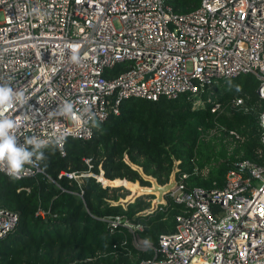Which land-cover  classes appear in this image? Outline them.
<instances>
[{
    "label": "built area",
    "instance_id": "obj_1",
    "mask_svg": "<svg viewBox=\"0 0 264 264\" xmlns=\"http://www.w3.org/2000/svg\"><path fill=\"white\" fill-rule=\"evenodd\" d=\"M246 73L256 76L258 102L246 105L244 93L229 105L258 109L261 144L253 153L261 162L236 157L221 186L189 185V173L175 166L168 192L182 204L175 229L135 264H264V0H201L182 12L168 0H0V84L26 100L3 110L16 120L19 144L35 136L64 153L68 138L92 137L127 98L190 92L202 104L200 95L209 92V108L219 112L224 104L213 87ZM65 102L73 105L70 115L60 114ZM199 129L204 139L223 135L228 151L245 138L221 124ZM209 169L195 164L192 172ZM39 170L33 157L20 176ZM107 219L132 232L143 228L119 215ZM18 220L0 205V236Z\"/></svg>",
    "mask_w": 264,
    "mask_h": 264
},
{
    "label": "trees",
    "instance_id": "obj_2",
    "mask_svg": "<svg viewBox=\"0 0 264 264\" xmlns=\"http://www.w3.org/2000/svg\"><path fill=\"white\" fill-rule=\"evenodd\" d=\"M201 0H168L176 12L195 8ZM228 78L213 87L223 108L210 110L206 100L209 92L198 95L182 93L175 98L157 99L134 97L124 99L119 114H110L94 126L93 136L86 139L68 138L61 153L50 143L41 149L37 159L40 170L33 175L12 178L0 172V205L17 212V225L0 236V264H135L153 255L152 247L145 250L133 245V234L156 246L162 234L175 229V215L182 209L169 193L165 202L151 207L153 194H142L125 204L118 200V188L104 186L106 177L150 185L144 175L163 184L169 180L175 166L189 173L187 183L217 186L236 157L255 159L254 147L261 144L258 109L231 107L234 96L248 93L246 105L258 102V81L246 73ZM225 125L245 135L243 142L228 151L222 136L202 138V130ZM88 159V161H87ZM175 160H179L177 163ZM209 165L206 175L194 173V165ZM61 171H75L78 179ZM103 173L102 176L100 173ZM150 197V198H145ZM44 215L35 214L37 208ZM119 215L142 230L130 231L125 225L112 226L108 216Z\"/></svg>",
    "mask_w": 264,
    "mask_h": 264
},
{
    "label": "clouds",
    "instance_id": "obj_3",
    "mask_svg": "<svg viewBox=\"0 0 264 264\" xmlns=\"http://www.w3.org/2000/svg\"><path fill=\"white\" fill-rule=\"evenodd\" d=\"M73 60H76L74 55ZM23 91H14L8 84H0V170L6 171V174L12 178L18 179L20 174L25 171V165L33 162V157L43 158L41 149L47 147L51 141L39 137L26 138L24 144H19L14 134L17 127L16 120L4 115V109L13 104L25 103ZM73 105L65 102L59 109L60 114H72ZM264 121V117H262ZM62 138L57 137L56 143ZM30 146V148H29Z\"/></svg>",
    "mask_w": 264,
    "mask_h": 264
},
{
    "label": "rangeland",
    "instance_id": "obj_4",
    "mask_svg": "<svg viewBox=\"0 0 264 264\" xmlns=\"http://www.w3.org/2000/svg\"><path fill=\"white\" fill-rule=\"evenodd\" d=\"M115 24H118L117 20H115ZM244 78H245V74H241L240 76V85L242 84V82L244 81ZM234 78H231V79H228V80H231L229 82V86L232 87L235 83V81L233 80ZM145 178L146 175H144ZM169 178H172V172L170 174V177ZM150 180V178H148ZM118 194L120 195L118 200H112V202L114 203H117V202H121L122 204H125L127 201L125 200H133L135 197V195L133 194L132 196L131 195V191L130 189L124 187V186H118ZM138 194V193H137ZM154 197L151 198V207L148 208V209H145L143 210L142 212H148L150 210H152V208L156 207L158 203H154V198H155V194H153ZM146 199L147 198H150V197H145ZM163 202H165V198L162 199ZM133 245L135 247H137L138 249H141V250H145L147 249L148 247L151 246V243L143 238H141L140 236H138L137 234H133V238H132V241Z\"/></svg>",
    "mask_w": 264,
    "mask_h": 264
},
{
    "label": "water",
    "instance_id": "obj_5",
    "mask_svg": "<svg viewBox=\"0 0 264 264\" xmlns=\"http://www.w3.org/2000/svg\"><path fill=\"white\" fill-rule=\"evenodd\" d=\"M100 174L102 176H104L102 172ZM95 176L97 177L98 180H100L102 182V184L104 186H112V187L124 186V187H126L124 184H109V183L104 184L98 175H95ZM146 177L150 178V185H141L138 181L137 182L139 184V189L147 190V191H142L141 193L135 194L134 197L136 198L137 196H140L142 194H155L154 203L163 202L162 199L164 198L165 194H167L169 192V190L174 186L175 180L173 178H169V180L167 182L161 184L154 177H152L150 175H147ZM107 179L109 180V178H107ZM126 188H128V187H126ZM150 189L157 190V194H156V192H154ZM133 200H125V201L128 202V201H133Z\"/></svg>",
    "mask_w": 264,
    "mask_h": 264
},
{
    "label": "bare ground",
    "instance_id": "obj_6",
    "mask_svg": "<svg viewBox=\"0 0 264 264\" xmlns=\"http://www.w3.org/2000/svg\"><path fill=\"white\" fill-rule=\"evenodd\" d=\"M103 181L104 184H124L126 187H128L131 191V195L132 196L133 194H137V193H141L142 191H147V190H141L139 189V184L138 182H133V181H130L128 179H121V178H117L115 180H111V179H106V178H103L101 179ZM154 192H156L157 194V190H153V189H150Z\"/></svg>",
    "mask_w": 264,
    "mask_h": 264
}]
</instances>
